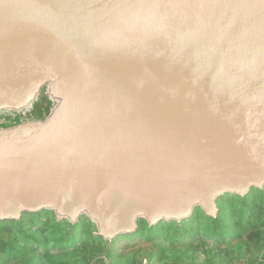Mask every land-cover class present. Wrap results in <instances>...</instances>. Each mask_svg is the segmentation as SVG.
<instances>
[{
    "label": "water",
    "instance_id": "obj_1",
    "mask_svg": "<svg viewBox=\"0 0 264 264\" xmlns=\"http://www.w3.org/2000/svg\"><path fill=\"white\" fill-rule=\"evenodd\" d=\"M0 220L113 241L264 188V0H0Z\"/></svg>",
    "mask_w": 264,
    "mask_h": 264
},
{
    "label": "trees",
    "instance_id": "obj_2",
    "mask_svg": "<svg viewBox=\"0 0 264 264\" xmlns=\"http://www.w3.org/2000/svg\"><path fill=\"white\" fill-rule=\"evenodd\" d=\"M53 104L43 89L27 116L44 119ZM21 122L18 114L13 122L0 124V128ZM217 205L216 217L196 207L182 221L150 225L146 219H140L135 232L120 237L138 239L126 245L130 253L124 264L141 261L146 255L145 247L150 245V252L154 241L169 245V249L161 248L166 254L165 264H217L215 254L199 263L191 252L201 246L210 254L212 250L205 249L209 241L228 247V264H264V188H253L245 195L226 193L218 198ZM97 232V224L86 215L72 223L59 219L50 210L26 212L21 219L0 220V264H116L113 247L117 239L110 241Z\"/></svg>",
    "mask_w": 264,
    "mask_h": 264
},
{
    "label": "rangeland",
    "instance_id": "obj_3",
    "mask_svg": "<svg viewBox=\"0 0 264 264\" xmlns=\"http://www.w3.org/2000/svg\"><path fill=\"white\" fill-rule=\"evenodd\" d=\"M54 105H55V102L53 104V107H54ZM32 109H33V107H31L25 113H22L23 114V115H21L22 121L35 120V119H30L27 116V114L30 113ZM17 115L18 114L8 112V111L0 112V124L13 122L14 119L17 118ZM8 117H12V118H8ZM137 241H138L137 238H128V237L127 238L122 237L121 239L119 238L116 240L117 243L113 247V253L117 254V258H115L116 264H124L125 258L127 256H129V253H130V250L125 248L126 245L135 243ZM152 244L153 245L150 248V252L148 250L150 245H147L145 247L146 255H144V257H143V259H141V261H139V262L137 261L134 264H145V263H147V264H165L166 254H164L165 251H163V250L161 251V248H163V247L168 248L169 247L168 243L167 242L154 241ZM144 245H146V244H143V246ZM227 248L228 247L223 248V246H221V245L219 246L214 241H209V242H207V246L205 247V249L206 250H212V252L210 254L204 252V250H203L204 248L201 246L196 247L195 250H192L191 252L195 253V256L197 258V262H199V263L204 262V260L206 259L207 256L215 254L216 255L215 260H216L217 264H228V260L225 259V257H226L225 252H226ZM152 252H154V253H152ZM108 263L110 264L111 262L108 261Z\"/></svg>",
    "mask_w": 264,
    "mask_h": 264
},
{
    "label": "built area",
    "instance_id": "obj_4",
    "mask_svg": "<svg viewBox=\"0 0 264 264\" xmlns=\"http://www.w3.org/2000/svg\"><path fill=\"white\" fill-rule=\"evenodd\" d=\"M31 108V107H30ZM30 108H28L27 110H29ZM27 110H25V111H22V112H12V113H15V114H21V115H23L22 113H25ZM145 264H147V263H145Z\"/></svg>",
    "mask_w": 264,
    "mask_h": 264
}]
</instances>
